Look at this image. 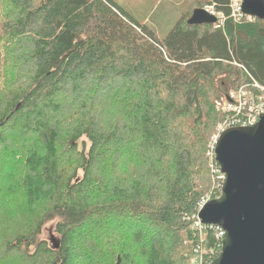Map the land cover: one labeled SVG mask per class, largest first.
I'll return each instance as SVG.
<instances>
[{"label": "trees", "instance_id": "obj_1", "mask_svg": "<svg viewBox=\"0 0 264 264\" xmlns=\"http://www.w3.org/2000/svg\"><path fill=\"white\" fill-rule=\"evenodd\" d=\"M191 3L213 6L225 18L222 27L189 26L193 11L204 9L195 7L175 17L170 32L159 39L154 27L141 25L116 0H0L5 21L0 39L6 53L17 58L9 72L12 77L14 69L23 74V82L12 83L22 89L0 106V131L12 122L26 129L36 124L40 141L33 166L41 153L53 152L49 155L56 165L46 167L47 180L56 184L49 190L54 202L47 219L59 217L56 230L62 232L54 247L34 243L29 232L12 241L4 238L0 264H78L82 258L89 264H189L198 234L183 218L219 182L210 167L218 165L206 155L208 139L222 120L214 102L252 79L264 87V21L243 17L234 22L230 0ZM113 87L121 98L134 87L140 101L130 94L127 104H119L129 121L109 123L114 130L106 133L91 112L93 105L110 109L118 99ZM50 89L60 100L69 93L84 98L81 112L49 106L51 100L40 104ZM87 96L95 102L87 104ZM75 118V125L65 127ZM81 138L90 142L88 152L85 141L79 148ZM135 144L141 151L138 178L136 163L129 160L139 151ZM113 160L128 175L121 181L112 174L109 199L97 207L101 181L93 179V171L99 161ZM73 179L79 182L71 185ZM121 221L130 226L123 229ZM92 224L95 237L83 241L87 250H78L82 229ZM215 242L214 232L206 231L204 264L219 256L210 254Z\"/></svg>", "mask_w": 264, "mask_h": 264}, {"label": "rangeland", "instance_id": "obj_2", "mask_svg": "<svg viewBox=\"0 0 264 264\" xmlns=\"http://www.w3.org/2000/svg\"><path fill=\"white\" fill-rule=\"evenodd\" d=\"M116 2L119 3L123 8H125V10L141 25L148 24L150 27H154L156 29V35L159 39L165 37L170 32L175 17L178 18L181 15H186L190 10H193L195 7H199V5L196 6L194 3H191V0H116ZM202 7L205 8L210 6L203 5L199 8ZM1 11H3V4H0V12ZM4 23L5 21H2L0 18V27ZM213 27H215V25ZM137 32L141 33V30L137 28ZM1 35L2 30L0 29V36ZM16 59V56L11 54V52L6 53L5 43L0 39V106H2L1 104H4L7 101V98H10L12 93H18L22 89L20 84V86H13L12 83L15 79H17L18 82H23V74L20 75V73H17V71H15L14 69V71L12 70L14 77H12L9 72V69H12L16 66ZM134 63L135 62H133L132 64ZM153 70V68H149V71L152 72ZM22 85L24 86V83ZM134 87L136 88L137 86ZM134 87H128L130 93L126 92L125 97L123 98H121L117 94V87H113V91H115V93L118 95L119 102H117L118 99L113 103L111 102L109 105L110 109H107L106 112H104L106 109L105 104H103L102 106H92V109L94 111L91 113L97 114L96 117L92 116L93 120L97 121L99 119L102 122L103 128L106 129V131L104 132L108 133V130L111 131L114 128L110 126L108 127L109 123L111 122L112 125L119 124L120 126L128 123L129 119L125 117L124 114H122L123 110L119 104L123 102L124 104H127L128 101L132 99L130 94L134 95L138 102L140 101V97L135 95L138 94V92L135 90V94L132 93V88ZM49 93V97H43L44 94L42 95L40 104L42 103V100H51V102L47 101L49 106L52 104H60L61 109L65 112H69V109L70 111H73L76 107L79 111V103L84 104V98L77 97L75 94L69 93L66 96H62V100H60L55 97L56 94L52 89H50ZM160 100L164 102L166 99ZM94 102L95 100H92L87 96V104H93ZM158 103L161 104L160 101H158ZM214 108L216 110L215 102ZM40 109L41 107L39 106V110ZM80 112L79 115H81ZM105 113H109V115L107 116L105 115ZM217 113L222 115L218 111ZM223 120L224 116L222 115L221 122ZM78 121L79 118H75L74 121H71V119L67 120L65 127H67V125H75V122ZM219 123H217L213 133L208 139L206 145L207 147L212 137L216 134ZM19 126L20 125L18 122H12L10 125H7L4 128L5 130H3L2 133L0 131V244L4 238L5 242L12 241L15 238L16 234L25 235L27 232H29L33 235L34 243L37 244L38 242L44 241L47 246L51 247L52 245L54 247L57 242L62 240V232L59 233L56 230V225L60 219L59 217L47 219V214L50 212V209L52 207L51 205L54 202V192L50 193L49 190L51 185L56 183L53 182L50 184L49 180H47L48 172L46 167H55L56 162L51 161L55 159L51 158L52 155L49 154H53V152L49 150V154H47V156L41 153L38 160L37 157L35 158V160H37V167H34L33 154L37 155L36 147L38 146L37 144L40 141L39 131L36 128V124L33 123H31V127L29 129L24 128L25 126L18 128ZM82 141H85V152H88L90 142L86 138H81L78 142L79 148H82ZM135 148L139 150L135 154L136 158H129V160L135 161V175H139L136 176L138 178L141 174V151L138 144L135 146ZM39 152L43 151L40 150ZM110 153H112V151ZM96 165L97 167L93 171V179L101 181V190L97 194L98 199L96 201L100 205L101 201H107L109 199L107 198L108 193L112 185L115 183L112 180V174L116 173V176L120 178L121 181L125 180V177L128 174H123L124 172L122 168L119 169L120 167L115 165V160H113L112 164L111 162L107 164V161H99ZM108 166L109 170H107ZM81 174V171H78L76 175L81 177ZM102 175L103 178H100V176ZM49 176L52 177L55 176V174L50 172ZM217 180L219 182L213 184L211 189L206 190V192L208 193H206L205 195H212L213 193L219 196L221 195L223 182L219 179ZM33 182L34 184L31 185ZM78 182V179H73L71 185H74ZM97 187H99V185H97ZM104 188L107 189L103 192L102 190ZM205 195H203L202 197H204ZM90 202L92 204L95 202V196H93ZM97 207H101V205ZM185 218L187 217H184L183 219ZM38 221H40L39 226H37ZM119 223L120 224H118V226H122L123 229L125 225L128 227L130 226V221H121ZM82 230H85V234L83 235L84 237L79 238V236L77 235L79 238V244L76 248L78 250H83L86 247L85 243H83L84 240H86L87 238L95 237L97 233V228L95 229L93 224L92 227H84ZM73 235L75 238L76 234L73 233ZM75 241H77L76 238ZM1 251L2 246L0 252ZM83 254H85V252H83ZM78 260L80 262L78 264H89L91 262L90 259L86 258ZM189 264H199L198 258L195 255L189 256Z\"/></svg>", "mask_w": 264, "mask_h": 264}, {"label": "water", "instance_id": "obj_3", "mask_svg": "<svg viewBox=\"0 0 264 264\" xmlns=\"http://www.w3.org/2000/svg\"><path fill=\"white\" fill-rule=\"evenodd\" d=\"M241 13L264 21V0H242ZM203 9L193 11L189 26L214 25ZM215 161L224 176L221 196L200 211L205 225L224 232L222 250L211 264H264V115L247 128L223 132Z\"/></svg>", "mask_w": 264, "mask_h": 264}, {"label": "built area", "instance_id": "obj_4", "mask_svg": "<svg viewBox=\"0 0 264 264\" xmlns=\"http://www.w3.org/2000/svg\"><path fill=\"white\" fill-rule=\"evenodd\" d=\"M241 4L242 0H230L229 7L231 14L229 17L234 22H239L243 17L252 19L241 13ZM203 10L217 19L214 28L222 27L225 18L221 13L216 12L213 6L205 7ZM263 94L264 87L252 79L251 83L234 90H229L224 96L220 97L215 102L216 110L224 116V120L218 124L217 132L212 137L207 147L206 155L211 163L213 161L216 162L215 146L223 132L230 129L252 127L259 122L260 117L264 115ZM210 167L212 174L218 175L217 179L223 182L224 177L220 173L219 166L217 168L211 164ZM213 196L216 197L215 199L219 197V195H216L215 193L201 197L197 202L193 214L186 218L187 221L191 223L192 229L198 234V246L194 250V255L198 258L199 264H204L203 244L206 231L209 230L215 234L216 242L213 248L210 249L211 256L218 255L222 250V242L225 232L217 226L203 224L199 218L200 211L209 201L212 200Z\"/></svg>", "mask_w": 264, "mask_h": 264}, {"label": "clouds", "instance_id": "obj_5", "mask_svg": "<svg viewBox=\"0 0 264 264\" xmlns=\"http://www.w3.org/2000/svg\"><path fill=\"white\" fill-rule=\"evenodd\" d=\"M214 26V25H213Z\"/></svg>", "mask_w": 264, "mask_h": 264}]
</instances>
